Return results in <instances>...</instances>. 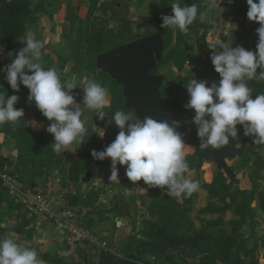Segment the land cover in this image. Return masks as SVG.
<instances>
[{"label":"trees","instance_id":"trees-1","mask_svg":"<svg viewBox=\"0 0 264 264\" xmlns=\"http://www.w3.org/2000/svg\"><path fill=\"white\" fill-rule=\"evenodd\" d=\"M46 0H40L34 5L33 0H0V94L5 97L17 95L19 101L16 108L26 109L29 107L26 97L20 92L30 90L21 84L20 91L13 90L8 84L4 69L12 62V59L25 47L20 42V38L27 34L28 22H38L39 12L44 13L47 9ZM180 3L181 6L196 4L198 12H203L213 5V0H151L148 7L153 12L151 19L154 21L155 29L143 32H133L130 29L131 19L121 13L120 9H112V3L108 0H89V15L87 18L80 17L78 6L73 2L69 3L71 10L70 28L75 36L73 45L74 52L70 56L57 54V67L61 72L73 62L71 72L85 73L88 79H94L101 86L108 89L110 97L111 123L117 111L130 114L134 120H138L134 109H127L125 105L124 87L118 84L109 73L98 69L96 64L97 56L113 47L142 38L149 34L159 32L163 36L165 46L162 59L159 61L154 74H159V69L165 65L173 66L178 71V79L174 83L167 75L161 92L163 97L173 98L182 93V104L188 103L189 94L185 85L192 79L207 81V86L213 82H219L220 76L215 71L211 61V55L216 49L209 34L212 29L220 26L221 19L216 17L212 23L199 22L197 19L191 26L187 34L179 30L165 29L161 27L163 23L161 17L171 15L173 3ZM232 19L238 22V28L229 35L223 37V41L218 47L228 44L232 47H239L240 44L251 51H256L258 43L257 28L260 25L250 21L247 17V0H234L229 3ZM103 11V16L96 15V11ZM111 11V15L106 17V13ZM211 10L209 11L210 18ZM110 20L118 22L119 29L115 31L109 26ZM192 40H196V44ZM198 50L199 55L195 58L193 71L183 74L189 61L192 59L194 50ZM85 50L86 54H82ZM217 51V52H218ZM12 53V55H9ZM45 69L50 67L43 66ZM57 71V70H56ZM260 69L257 70L259 73ZM57 71L61 80L68 79L63 73ZM31 74V73H29ZM253 90V98L264 93V81L248 82ZM34 117L43 121L46 126L50 121L42 115L40 110L34 107ZM97 124L105 127L106 122L95 115ZM186 126L185 122H183ZM115 125V124H114ZM119 129L118 126L115 125ZM238 135H243V126L237 125ZM120 130V129H119ZM0 132H3L14 141L17 149V156L11 159L0 153V237L8 234H23L32 239L34 231L32 218L21 203H17L4 185L2 173L10 172L18 174L20 179L27 184H38L44 181L55 169H59L63 175L65 185L70 182L81 183L85 178H98L101 173L110 167L111 160H95L91 152L105 150L103 141L96 134H86L82 150L74 155L72 152H62L57 154L53 151L51 144L54 136L45 129H33L26 118L22 117L17 124L5 123L0 125ZM245 142L253 144L252 147L243 153L244 161L251 168L249 178L251 188H242L236 175H229L224 169H219L208 181L203 174V170L198 168L199 158L195 152L186 154L189 165V172L194 170L197 175L192 180L199 181L200 187L191 195L168 196L166 189L145 185L141 180L142 190L146 192L148 205L141 226L138 227V219L131 222L132 232L129 241L120 249L123 257L110 251L102 250L98 259H93L86 251L80 252L82 260H76L72 255H64L59 251L38 252V258L49 264H152L144 259V255L149 254L160 259L157 264L165 262L173 264H261L260 249H264V238L256 234L259 220L256 217V207L254 202L258 201V208L264 212V185L261 187L260 172L264 170V153L253 143L252 137H243ZM254 156V159L252 158ZM14 166L13 169L11 167ZM188 172V173H189ZM186 173V175H188ZM130 187L132 183H129ZM207 191L208 202L197 211V218L200 227H197L192 211L199 197V190ZM85 195L81 190L71 192L69 203L79 205ZM88 200L95 201L98 194L92 188L87 194ZM114 204L109 208L115 216L129 215L131 209L123 212L129 203L123 197H115ZM232 211L237 218L226 220L227 212ZM208 214H216L215 218H208ZM6 215H15L14 224H4ZM98 219L103 220L104 216L98 213ZM249 221L251 233L245 234L243 227ZM94 219L88 217L86 213L85 224L93 229ZM227 227H230L229 229ZM250 240L253 244L250 245ZM112 244V243H110ZM196 252L197 258L191 261L187 257V251Z\"/></svg>","mask_w":264,"mask_h":264},{"label":"clouds","instance_id":"clouds-1","mask_svg":"<svg viewBox=\"0 0 264 264\" xmlns=\"http://www.w3.org/2000/svg\"><path fill=\"white\" fill-rule=\"evenodd\" d=\"M247 4L248 19L260 25L256 30L259 37L257 50L225 44L220 47L221 51H214L210 57L220 76L219 82H213L209 87L207 81L192 79L185 85L189 100L184 107L195 110L193 123L197 125L201 151L210 147L223 149L232 146L233 141L239 148L237 125L243 126V135L252 137L254 144L264 145V93L253 98V90L248 85L252 80L264 81V0H247ZM213 7L214 4L198 12L196 4L181 6L178 2L173 3L172 14L161 17V27L187 34L189 26L197 19L201 23H212L209 11ZM19 40L25 47L3 70L5 78L17 92L21 84L30 90L29 102L34 101L42 115L51 122L46 131L54 136L53 151L57 154L75 152L86 143L84 108L93 110L103 120L104 109L110 103L108 89L94 80L79 83L75 77L62 82L54 68L42 66L43 40L31 32ZM78 86L84 91L83 108L71 94ZM18 101L17 95L5 97L0 94V125L17 124L25 116L23 108L15 107ZM112 119L120 129L114 142L103 151L93 149L91 152L95 160L111 159L110 181L118 178L117 166L123 165L130 181L142 180L145 185L166 189L170 197L188 196L199 189V181L186 175L189 172L186 144L174 126L151 117L134 120L122 111H117ZM95 133L101 138L105 135V131L97 127ZM38 256L37 251L17 243L11 234L0 237V264H46Z\"/></svg>","mask_w":264,"mask_h":264},{"label":"crops","instance_id":"crops-1","mask_svg":"<svg viewBox=\"0 0 264 264\" xmlns=\"http://www.w3.org/2000/svg\"><path fill=\"white\" fill-rule=\"evenodd\" d=\"M54 1L55 0H53V2ZM102 1L104 0H100V2ZM108 1L112 2V4L114 1H116V3L112 5L114 6L112 7L113 9L121 10L122 9L121 7H126L125 10L127 15L131 19H134L137 16L132 17V13L133 14L138 13V16H143V14L144 15L148 14L146 13L147 12L146 8L148 7V3L151 0H108ZM57 2L59 7L58 12L54 13L53 15L51 14L50 10H49L50 13L45 12L46 16L53 17V19H42V17H40L38 22H28L27 24L28 27L27 33L31 32L35 37L37 34L41 38V40L45 42V47L42 49V56L43 57L47 56L46 54H48L49 52L52 54L51 55L52 60L57 54L70 56L75 50L73 45L75 36L72 35L70 28L71 10L69 9V3L73 2L75 5L78 6V13L80 17L84 19L87 18L89 15V5H90L89 0H57ZM48 5L49 6L53 5L52 0H49ZM150 13H152L153 16L154 13L153 12ZM96 15L103 16L104 13L101 10H97ZM67 67L65 70H63L64 72L63 74L68 79H70L71 77L73 78L76 75L78 78L79 77L82 78L84 84H86L90 80H94L95 82H97L95 79H88V77L82 75V73H73L71 72V68L68 70ZM20 94L21 96H25L26 94H30V92L22 91L20 92ZM74 98L77 104L80 105L82 98H80L79 95L74 96ZM109 102H110V97H109ZM32 107L33 108L31 110V114L26 115L29 125L35 130L45 129L47 127L46 124L43 121H39L35 119L34 117L35 102L33 103ZM90 110L91 109H87L86 107L84 108V117H86L85 125L89 123V119L93 120V117L96 115L93 110H91L90 113ZM104 112H105V118L103 120L106 122V124L110 125L111 124L110 104L108 107L104 109ZM96 125H94V123L91 122V130L94 132L92 134H96L99 136L98 133H95L97 127L105 131V135L103 138H107L106 136L108 135L109 130L105 127L99 125L96 126ZM12 144H14L13 139H11L9 135L0 132V153L5 154L11 159H15L17 156V149L15 145L13 146ZM12 146L14 147V149H10ZM79 152L77 153L72 152V153L76 155ZM117 167H118L119 176L115 180L110 181L111 168H112V162H111L110 167L105 169L98 178H85L81 183L70 182L69 186L70 188H72L73 192L77 190H81L82 192L85 193V195L83 196V198L79 203V206L86 213H88V217L94 219L95 222L93 225V230H95V232L98 235L107 239L110 243H112V245L116 246L120 250L129 241V235L132 232L131 223L127 221L124 214H122V216L113 215L110 221L109 219L111 218L112 215L110 213L109 216H107L109 219L102 221L98 219L99 218L98 213H100V210H105V212H110L109 208L114 204L116 200L115 197L117 198L123 197V199L129 203V208L131 210H133L138 214H143L145 213L146 207L148 205V198L146 196L145 191L144 193H140V192L136 193L134 188L129 189L128 187L129 183L134 184V182L130 181L127 178L126 166L118 165ZM11 168L13 169L14 166H12ZM92 188H94L96 193L98 194V199L95 201L88 200V197L86 195ZM102 203H108V204L105 205L104 207ZM108 222H110V225H107ZM111 230L113 231L114 236H113V240L110 241L108 239V234L110 233ZM55 232L56 229L52 227L51 234ZM187 257L191 261H195L197 258L196 252L192 250H188ZM144 259L148 260L149 262H152L151 261L152 256L149 254L144 255ZM159 262L160 259H156L155 264ZM163 264H173V263L165 262Z\"/></svg>","mask_w":264,"mask_h":264},{"label":"rangeland","instance_id":"rangeland-1","mask_svg":"<svg viewBox=\"0 0 264 264\" xmlns=\"http://www.w3.org/2000/svg\"><path fill=\"white\" fill-rule=\"evenodd\" d=\"M39 1L40 0H33L34 5H36V3H38ZM45 3L47 4L46 13L51 12V14L53 15L54 13L59 11L57 0H55L54 2L52 0V3H53L52 6L48 5L49 0H46ZM115 3H116V1H114L112 5H114ZM213 4H214V7L211 8L210 19L212 21H215L216 17L218 16L221 19V24H220V26H217L210 31L209 40L214 43L216 51H218V47L221 44V42L223 41V37L225 35H229L233 30L237 29L238 28V22L236 20L232 19L231 8H230L228 0H213ZM111 7H114V6H111ZM121 8H122L121 13H124L125 15H127L126 10H125L126 7H121ZM49 10H50V12H49ZM111 10H114V9L112 8ZM146 10H147L146 13H148V14H145V15L143 14V16H138V13H135V14L132 13V17L137 16L134 19H131L127 15L131 19L130 29L133 32H138V31L143 32V31L148 30V29L149 30L155 29L154 21L151 19V17H152V13H150L151 9L149 7H147ZM38 15H40V17H42V19H53V17L46 16L45 12L44 13L39 12ZM109 15H111V11H108L106 13V17H109ZM109 26L112 27L113 29H115V31H117L119 29L118 22L115 20H110ZM36 38L39 39L40 37L36 34ZM64 41H66V40H64ZM192 41H193V43L196 44V40H192ZM240 46H242V44H240ZM82 54H84V55L86 54L85 50H82ZM46 55L47 56H44V57L42 56V58H41L42 66L54 68L55 70L61 72L60 68L57 67V55L54 57L53 60L51 59V55H52L51 53L48 52V54H46ZM198 55H199L198 50L197 49L194 50V52L192 53V59L189 61V63L185 67V69L182 71L183 74L186 75V74L193 71L195 58ZM72 64H73V62H71V64L68 65V67H67L68 70L72 67ZM61 73H64V72H61ZM159 73L167 75L175 83L178 79L179 71L173 66L165 65L159 69ZM82 75L87 76L85 73H82ZM74 77L76 78L77 82L84 84L81 77L78 78L76 75ZM92 79H94L93 76H92ZM61 81L63 82V80H61ZM71 94L73 96L79 95V97L82 98L80 106L84 107V103H83L84 91H83V88L78 86L76 89H74L72 91ZM23 95H25V94H23ZM28 96H29V94H26L24 96V97H26V100L28 101V104H29L28 109H26V111H25V115L31 114V110L33 108L32 105L34 103V101L29 102ZM90 113H91V110H90ZM93 120L89 119V123L85 125L88 134L94 133L91 130V122H93L94 125L97 124V119L95 116L93 117ZM186 124L190 125V128L196 127V125L193 123V121H188V122H186ZM97 125H99V124H97ZM105 128H107L109 130V133L106 136L107 138L104 139L103 144L105 147L106 146L108 147L110 145V143L114 142V140H115V138L118 135L120 130L118 128H116L113 123H111L110 125L106 124ZM239 137H240V139H239L238 143H240L241 145L246 144L247 147L253 146L252 143L244 141V138H243L244 136L239 135ZM233 142H236V141H233ZM12 145L14 146V144H12ZM254 145L256 147H258L262 151V153H264V145H262V144H254ZM13 146L10 149H14ZM81 150H82V148L80 146V148L77 149L73 153H77ZM195 150H196V146L191 145V144H186L185 155L188 153L195 152ZM252 158L254 159L253 155H252ZM227 162L229 163L231 168L235 171V175L239 180L240 187L251 188L252 183H251V180L249 178V173L251 171V168L249 166H247V164L245 163L244 155H237L236 157H228ZM201 169L203 170L204 177L208 181H211L213 176L218 172L219 167H218L217 163L214 161L204 160ZM120 171H122V170H120ZM196 175H197V173L194 170H192L188 173L187 176L189 179H193L194 177H196ZM260 175H261V187H263V185H264V170H262L260 172ZM231 179L232 178L229 175L228 180H231ZM45 180L44 181L39 180L38 184L42 185L45 182ZM128 187H129V189H132L133 184L131 185V187H130V185H128ZM199 192H200L199 197H198L197 202H196L194 209L192 211V216L195 219L197 227H200V225H201L200 221L197 218V211L201 207L205 206L208 202L207 191L204 189H200ZM140 193H144V190H142V188L140 190ZM178 197L181 198L180 196H178ZM102 204L105 207V205H107L108 203H102ZM254 206L256 207V217L259 220V224H258L257 229H256V234L259 237L264 238V212H262L258 208V201L254 202ZM104 207H101V208H104ZM127 207H129V206H127ZM110 213L112 215H111V218L109 219L107 216H109ZM100 214H102L104 216V218H103L104 221L107 219H109L111 221L113 215H115L114 212H105V210H100ZM121 216H122V214H121ZM216 216H217L216 214H208L207 215L208 218H215ZM125 218L127 219V221L129 223H131L132 220H134V219H138V227H140L141 226L140 222L142 221L143 214H138V213L134 212L133 210H131L129 215H127V216L125 215ZM225 218H226V220L229 221L231 219L237 218V216L232 211H229V212H227ZM15 221H16L15 215H6L3 223L4 224H14ZM107 225H110V222H108ZM52 227H53L52 225L46 224L42 230L34 231V237L32 239H29L27 237L26 232L21 234V235L20 234H13L12 238L17 243L21 244L22 246H24L28 249L35 250V251H37V253L41 252V251L44 252V251L49 250V251H59L63 254L64 249H63V244H62L61 240L59 239V236H60L59 231H58V229H56V232L51 234ZM227 228L229 229L230 227H227ZM243 231L247 235L251 233V225H250L249 221L243 227ZM113 236H114L113 231L111 230L110 233L108 234V239L110 241L113 240ZM249 243H250V245H252L253 240H250ZM84 247H86V249H88L87 246L84 245ZM259 253H260V262H261V264H264V249H260ZM90 257L93 259H98V256H91L90 255ZM46 264H49V263H46Z\"/></svg>","mask_w":264,"mask_h":264},{"label":"water","instance_id":"water-1","mask_svg":"<svg viewBox=\"0 0 264 264\" xmlns=\"http://www.w3.org/2000/svg\"><path fill=\"white\" fill-rule=\"evenodd\" d=\"M164 46L163 36L155 32L100 53L96 64L98 69L109 73L118 84L123 85L126 108L134 109L138 119L151 117L158 122L167 121L182 135L186 144L196 146L195 154L199 158V169L204 160L214 161L219 169H224L229 175H235L227 158L242 155L246 146L240 148L225 146L223 149L210 147L201 151L197 126L189 128L183 124L193 121L195 110L184 107L181 101L182 93L173 98L163 97L161 86L165 75L154 74L153 71L162 59ZM133 188L139 193L142 184L134 183ZM128 208L125 207L123 212Z\"/></svg>","mask_w":264,"mask_h":264},{"label":"built area","instance_id":"built-area-1","mask_svg":"<svg viewBox=\"0 0 264 264\" xmlns=\"http://www.w3.org/2000/svg\"><path fill=\"white\" fill-rule=\"evenodd\" d=\"M2 177L15 201L21 203L32 218L31 227L37 231L50 224L58 229L64 255L82 260L81 250L87 251L89 256H99L105 250L124 256L116 246L86 226V212L79 205L69 203V195L73 190L65 185L59 169H55L42 185L27 184L18 174L10 172L2 173ZM156 259L152 256V264H155Z\"/></svg>","mask_w":264,"mask_h":264},{"label":"flooded vegetation","instance_id":"flooded-vegetation-1","mask_svg":"<svg viewBox=\"0 0 264 264\" xmlns=\"http://www.w3.org/2000/svg\"><path fill=\"white\" fill-rule=\"evenodd\" d=\"M185 123H186V122H185ZM196 126H197V125H196ZM187 127L190 128V125H188ZM235 143H236V142H232V146H230V147L235 146ZM243 145H244V144H242L240 147H242ZM245 146H246V144H245ZM240 147H239V148H240ZM248 149H249V147L246 146V149H245V151H244L243 153H245ZM242 155H243V154H242Z\"/></svg>","mask_w":264,"mask_h":264}]
</instances>
